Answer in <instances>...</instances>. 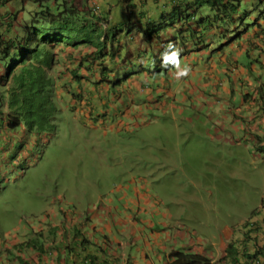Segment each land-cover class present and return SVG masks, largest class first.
I'll return each mask as SVG.
<instances>
[{
  "label": "rangeland",
  "instance_id": "1",
  "mask_svg": "<svg viewBox=\"0 0 264 264\" xmlns=\"http://www.w3.org/2000/svg\"><path fill=\"white\" fill-rule=\"evenodd\" d=\"M27 9L31 10L29 6ZM20 18L24 19V13ZM239 25L242 31L246 28L242 20ZM151 69L156 70V65ZM205 69L208 71L204 75L211 72L214 75L213 67L205 65ZM134 70L123 72L120 78L125 81L126 74L131 77ZM69 71L58 65L51 72L59 100L55 134L44 136L27 131L31 140L20 142L15 133L7 136L6 132L0 133V241L9 238L26 241L32 222L41 221L47 213L57 211L62 215L67 210L80 213L98 208L106 200H112L121 209L123 201L128 200L131 215L145 219L135 212L139 205L132 202V198L136 199L133 186L142 183L140 180L134 183L133 177H145L148 182V190L142 193L150 196L148 206L153 212L150 220L160 223L161 229L190 230L194 238L203 240L205 247L219 245L220 234L227 229L244 231L249 222V230H256L259 222L264 223V149L246 136L239 120L226 121L230 111L242 108L239 95L228 100L214 95L209 90L210 83L197 77L199 95L188 94L184 101L181 92L184 84L178 89L174 88L180 84L178 81H168L165 104L159 101L156 106L153 99L158 100L161 95L158 94L143 109L133 110L132 114L142 109V118L129 120L125 105L130 101L113 103L114 99L106 98L108 86L94 91L93 79L89 85L82 81L91 92H78L87 104L90 102L89 107L73 110L72 99L63 98L71 96L74 90L75 84L71 83L76 79L68 75L70 81L66 80ZM178 72L174 74L178 76L176 79L182 78L184 70ZM149 76L147 72L132 76L131 87L127 89L140 88ZM154 76L163 79L165 75L154 73ZM191 79L195 77L192 75ZM159 82L165 84L161 79L156 83ZM187 85L195 84L190 81L186 88ZM169 87L175 98L171 99ZM114 89L111 86V92ZM122 89L125 90L124 86ZM127 92L130 91L125 95ZM120 118L124 127L112 133V125L120 122ZM17 131L24 132L23 128ZM43 237L45 247L55 240L50 231ZM192 238L189 235L179 238L174 250L190 253L182 246ZM153 249V256L156 252L163 254ZM130 253L140 260L135 246ZM257 253L264 263V248ZM154 264L164 261L154 259Z\"/></svg>",
  "mask_w": 264,
  "mask_h": 264
},
{
  "label": "trees",
  "instance_id": "2",
  "mask_svg": "<svg viewBox=\"0 0 264 264\" xmlns=\"http://www.w3.org/2000/svg\"><path fill=\"white\" fill-rule=\"evenodd\" d=\"M74 1L68 5L66 0H54L55 5H51L48 0H27L38 10L30 13L21 25L7 23L3 31L0 27V132L23 128L37 134L56 133L59 111L51 72L58 65L65 66L61 59L68 50H86L70 57L69 64L76 68L73 74L77 80L83 73L95 76L98 70L105 79L96 85L103 83L117 88L129 83L132 76L145 72L151 80L160 78L154 73L166 75L172 65L161 68V59H156L157 43L161 53L174 48L183 51L190 45L193 51H207L210 47L199 33L215 27L221 30L225 23L233 24L236 20L243 23L249 13L248 9H242L245 0H180L179 3L178 0H118L115 6H121L125 12L118 22L109 23L110 9L103 6L106 0H77L81 1L78 7ZM253 1L249 0L250 4ZM260 2L264 6V0ZM93 3L102 9L101 15L95 14ZM236 28L228 32L229 41L238 38L233 35ZM215 36L222 38V33ZM127 39L136 45V54L131 53L125 43ZM154 64L156 70L151 71ZM129 70L135 72L131 77L126 74L123 81L121 75ZM230 251L238 254L236 250ZM206 262L203 257L190 254L183 255L176 264Z\"/></svg>",
  "mask_w": 264,
  "mask_h": 264
},
{
  "label": "clouds",
  "instance_id": "3",
  "mask_svg": "<svg viewBox=\"0 0 264 264\" xmlns=\"http://www.w3.org/2000/svg\"><path fill=\"white\" fill-rule=\"evenodd\" d=\"M26 1L0 0V27L2 31L6 29L5 25L7 23H16L18 25L25 23L30 17V13L38 10L36 8L37 6H32L30 2L26 3ZM58 1L60 2L61 0ZM66 1H68V5L70 1L73 3V0ZM117 2L118 0H106L103 4V6L110 9V14L108 16L109 23L118 22L120 20V15L125 12V9L121 6H115ZM179 2L180 0L177 1V3ZM74 3L77 7L81 5V1L76 0ZM48 4L55 5L54 0H48ZM93 4H95L93 8L95 14L101 15L102 9L99 8L96 3ZM242 4V9L249 10V13H247L248 18L245 20L246 24L242 23V26L246 28L242 31L238 20H236L237 17H235L236 21L233 24L225 23L221 30L215 27L212 31L207 30L204 33H199L205 38V45L210 47L207 51H193L194 47L190 45L183 51L174 48L161 53L159 50L160 44L157 43L158 56L156 59H161V68L165 67L166 69L167 64L172 66L163 79L161 77L155 80L149 78V82L146 79V81H143L140 88L133 87L134 90L127 89V86H130L129 83H123L121 86L114 89V92H111V86L108 84L102 83L100 86L96 85V83L105 79L102 77H100V79L97 78L100 76L98 70L95 76L83 73V77L77 80L73 74L77 72L75 70L76 68L69 64L70 57L74 54L79 56L86 50L78 52L68 50L67 53H64L67 64L63 59V55L61 60L65 63V69H70L69 73H66H68L72 79H76L75 81L73 80L71 84H79V87L76 89L74 86L71 96H64L63 98L72 99L73 110L81 111L89 107L90 102L87 104L86 99H82L78 92L83 91L86 94V92L90 91L87 86L83 85L84 83L82 81L86 80V85H89L90 79H93V81L91 80V84L95 89L94 91L100 90L103 86H108V92L113 93L114 103L130 95L134 98V102L132 100L131 106L143 109V105L150 102L153 97L158 94H161L159 99H153L156 106L159 104V101H161L163 105L165 104L163 100H166L165 93L168 87V81H178L180 84L174 86V88L178 87V89H180L181 84H184L181 88L184 101L187 100L188 94L199 95L197 90V88L200 87V82L197 80V77H199L201 78V82L210 83L209 90L214 95L227 97V100L233 96H240L243 102L242 108L230 111L231 113L229 112V116L231 117L229 118L228 116L226 121L231 118L239 120L242 127L245 129L246 136L253 141H257L259 147L264 149V6L261 4L260 0H254L252 4H250L249 0H245ZM28 6L31 10L27 9ZM89 6L92 7L90 4ZM21 13H24V19L20 18ZM103 15L105 16L104 12ZM16 16L17 20L15 21ZM25 16H27V19H25ZM106 24L108 25L107 22ZM234 28H236V33L233 35L238 36V38L229 41L228 32L230 29ZM216 33H222V38H217V36H215ZM252 36L254 39H252ZM137 39H139V37H137ZM125 43L131 48V53L136 54L138 52V50H135L136 45L132 43L131 40L127 39ZM171 47L172 46H170V48ZM218 48H220L219 51H214ZM162 49L164 48L162 47ZM58 60H60V58H58ZM205 65L214 68V75L211 71V73L203 74V72L208 71V69L203 71ZM178 69L184 70V74L181 75L182 78L180 79H176L178 76H174L175 73L180 74ZM192 75L195 77V80L191 79ZM85 77H88L89 80ZM68 79V81H70V78ZM158 79L164 81L165 84L161 82L157 84L156 82ZM190 81L195 84L194 87L187 85L186 88L185 84ZM212 85H216V87H211ZM122 86H124L125 90L122 89ZM168 90L169 94L174 92L170 87ZM126 91L130 92H127L125 95ZM108 92L106 93L107 95L109 94ZM202 93H204V91ZM99 95L102 96V93ZM142 95H147L149 100L141 103L138 99ZM170 96L171 99L176 97L172 94H170ZM177 96L180 95L177 94ZM126 107H128V105ZM138 111L139 110H136L132 115H138L139 113L143 114L142 111ZM3 132L5 133L6 130H3ZM6 133H8L6 136L9 135V133H15V139L20 142H28V140H31V138L27 136L26 129L23 133H18V131ZM229 138L235 144L234 140L231 137ZM236 145H240V143ZM101 209H103L102 206L98 207V209H96V207L88 208L87 210H82L80 213L74 210L64 211L62 215H59L57 211L47 213L40 218L42 219L41 221L32 222L28 240L12 241L9 238L0 241V264H133V261H135L136 264H139L141 261H143L142 264H152L146 257V250H142V244L138 246L134 245V242H131L132 246H138L137 256H140V260L137 261L134 259L133 253H130L132 246L129 249H125L121 240L115 242L108 235L97 236L95 234L96 230L101 225V221L92 218L91 213L96 212L100 214ZM69 212H73V216H68L67 214ZM103 212L104 211H102V213ZM55 219L58 220L56 221ZM49 220H52L50 228H48ZM262 221H264V218ZM249 224L248 222L244 231L227 229L220 234L219 245L213 244L206 247L202 244V239V241H200V239L194 238V232L190 230L181 231L183 238L187 237V235L193 237L191 242L194 243L189 242V245L183 247L187 249V251H190V253L172 251L175 249L173 247L171 250L172 252L168 255L167 262L164 264H176V261L180 260L183 255L188 256L190 254L203 257V259L207 261L205 264H212L213 259L217 260V264H229L231 261L235 263L236 260L240 258L243 260L246 259L247 264H264L257 253L258 250L264 248V223L259 222L256 230H249ZM47 231L52 232L53 236H55V240L45 247L42 241L44 239L43 235ZM193 239L195 240L193 241ZM230 249L236 250L238 254H233ZM202 250L206 253H201ZM251 255H255V257H251Z\"/></svg>",
  "mask_w": 264,
  "mask_h": 264
},
{
  "label": "crops",
  "instance_id": "4",
  "mask_svg": "<svg viewBox=\"0 0 264 264\" xmlns=\"http://www.w3.org/2000/svg\"><path fill=\"white\" fill-rule=\"evenodd\" d=\"M73 56H76V54H74ZM64 57L65 55L63 54V59L67 64V61L65 60ZM66 74H67L66 80H69L68 79L69 74L68 73ZM74 86L77 88L79 87V84H75ZM106 96L108 99H114L113 93H109L108 95L106 94ZM132 100H134V98L130 95L128 97L126 96V98L123 97L122 99L119 100L121 102L130 101L128 107H126L127 104L125 105V107L128 109L125 116L127 115L128 118H130L129 120H136L142 118L143 114L140 113L138 115H132L133 110L136 109L134 107H132V110L129 109L132 105ZM138 100L141 101V103H143L144 101L149 100V97H147V95H142L141 97H139ZM139 111H142V109H140ZM121 115H124V113ZM119 121L120 122H118L116 125H112L113 127L110 130L112 133L115 132L114 130L119 129L120 127H124L125 124L122 118H120ZM97 167L104 168V166H97ZM133 178H135L134 183L137 180H140L142 183L140 185L136 184L137 186H133L136 199L132 198V202L137 203L139 205V207L136 208L135 212H137L138 215H143L142 217H144L145 219L134 218L133 214L131 215L132 209L130 207L128 200L123 201L122 209L117 208L115 202H113L112 200H106L104 203H101L103 209H101L100 214H97L96 212L91 213L92 218H96L97 221H101V225L100 227H98L95 234L97 236L108 235L115 242L121 240L123 242L125 249H129L132 246L131 242H134L135 243L134 245H138V246H140L141 244L145 245L149 247L146 249L147 253H145L148 261L154 264V259H155L156 262H160L163 260L164 263H166L168 260V255L172 251H174V249L172 250V248L177 244V240L179 238H183L182 232L180 230H170L168 227H164L161 229L160 223H156L148 218L150 214L153 213L151 211V208L148 206L151 200L148 193L146 192L142 193V191L148 190L147 188L148 182L144 181L145 177H133ZM96 209L98 208L96 207ZM102 211L104 212L102 213ZM67 215L73 216V212H69ZM200 241L202 240L200 239ZM190 243H194V242H190ZM187 245L189 244L187 243L182 247H186ZM153 247L157 248L158 251L163 252V254L158 255L156 252V255L153 256V253H155ZM201 253H206V252L202 250ZM216 261L217 260L213 259L212 264H217ZM229 264H247V260L246 259L243 260L242 258H240L239 260L237 259L235 263L231 261V263Z\"/></svg>",
  "mask_w": 264,
  "mask_h": 264
}]
</instances>
